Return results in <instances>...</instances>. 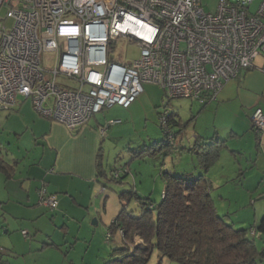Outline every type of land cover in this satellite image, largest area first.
Segmentation results:
<instances>
[{"label":"built area","instance_id":"obj_1","mask_svg":"<svg viewBox=\"0 0 264 264\" xmlns=\"http://www.w3.org/2000/svg\"><path fill=\"white\" fill-rule=\"evenodd\" d=\"M257 1L219 0L207 12L201 0H0V107L30 99L75 131L105 108L129 107L145 83L168 99L204 104L264 54V0L251 10ZM118 42L138 46L140 57L114 60ZM169 112L161 111L164 127ZM252 125L264 131L262 108ZM41 193L44 205L58 207L56 194Z\"/></svg>","mask_w":264,"mask_h":264},{"label":"crops","instance_id":"obj_2","mask_svg":"<svg viewBox=\"0 0 264 264\" xmlns=\"http://www.w3.org/2000/svg\"><path fill=\"white\" fill-rule=\"evenodd\" d=\"M201 105H207L206 110L226 121L218 120L211 137L195 136L196 142L216 136L222 144L205 177L214 185L222 178L223 185L256 175V181L244 188L243 195L250 204L254 200L257 216H264V131L256 132L252 125L256 108L264 111V60L255 59L251 69L241 70L214 99ZM4 111H0V148L12 169L9 175L0 171V264H17L16 259L35 249L63 250L65 243L88 248L83 264H106L109 253L122 244L120 232H111L110 228L122 209L119 193L123 190L109 182L111 171L118 166L105 163L103 142L112 138L111 130L122 119L112 117L108 121L105 114H96L82 128L71 131L39 114L30 99L20 97L14 109ZM110 120L121 122L111 125ZM172 124L183 123L179 120ZM223 153L227 162L217 165ZM42 189L57 195V209L50 210L41 202ZM93 219L96 224H92ZM92 247H101L102 252L98 249L89 263L87 252ZM9 253L18 255L15 261Z\"/></svg>","mask_w":264,"mask_h":264},{"label":"rangeland","instance_id":"obj_3","mask_svg":"<svg viewBox=\"0 0 264 264\" xmlns=\"http://www.w3.org/2000/svg\"><path fill=\"white\" fill-rule=\"evenodd\" d=\"M259 3L260 0L255 2L251 10L255 12ZM201 4L205 11L214 12L219 5V0H201ZM112 51L113 53L111 54L110 51V54L113 59L119 62L136 60L141 54L138 46L126 42H118L112 45ZM111 55L109 56L111 57ZM263 56L264 54L262 53L256 60L260 62L262 59L263 61ZM47 59V63L50 64L51 56L49 54L47 55ZM167 100L169 101L168 108L174 112L175 121L181 120L183 124H172L173 130L176 133L175 150L171 149L170 151V148L160 147L161 149L158 148L154 152L152 150L154 144L165 139L160 127V112L163 111L164 103ZM201 104L196 99L186 97L168 99L161 87L145 83L144 91L128 108L114 105L105 109L102 113H97L100 117L105 114L108 121L112 117L122 119V123H119L117 127H113L111 130L112 138H107L103 142L105 163H110L112 166L117 165V170L121 173V183L109 181L112 187L116 186L117 189L121 190H131L134 187L139 196L149 198L153 204H157L162 199V192L166 185L164 173H174L175 175L206 174L207 170L201 165L203 164L201 158L195 151H187V148H192L196 145V134L207 137L212 133V129L217 125L218 120L225 123L226 121L222 116L218 115L216 117L213 113L206 110L208 104L204 108H202ZM199 109H201V112ZM4 110L7 109L0 107L1 112H5ZM221 122H219L220 126L222 125ZM197 151H201V149ZM226 160V154L223 153L217 165L221 166V162H227ZM236 161L243 163V160L240 159ZM243 166V171H246L245 163ZM124 171H126L125 175L123 174ZM253 181H256V175L247 177L245 181L243 179H235L222 185L223 179L221 178L217 180L212 191V196L216 201L219 212L224 213L228 210L235 226L238 228L254 225L263 217L257 216L258 214H256L252 206L254 200L250 204L248 197L244 196V188L248 185L251 186ZM0 187H3L1 181ZM128 209L138 214L141 209L140 200L135 196L131 198L128 203ZM9 217L6 216V218ZM104 241L108 243L105 235ZM106 246L109 249V245ZM87 249L84 248L83 244L73 247V245L65 243L63 250H59L57 247L45 248L43 250L35 249L26 256H20L19 259H16V263L83 264L82 257L86 254ZM98 249L99 252H102L101 247H92L87 252L89 263L91 262V257L97 255ZM8 256L13 261H15L14 258L18 257L17 254L13 253H9ZM109 257L112 260L113 255L109 253ZM147 264L181 263L162 257L155 250L151 260Z\"/></svg>","mask_w":264,"mask_h":264},{"label":"trees","instance_id":"obj_4","mask_svg":"<svg viewBox=\"0 0 264 264\" xmlns=\"http://www.w3.org/2000/svg\"><path fill=\"white\" fill-rule=\"evenodd\" d=\"M168 105L167 100L163 108ZM172 123L175 119L170 109L167 127L160 121L165 139L154 144V152L163 147L170 151L176 149ZM220 146V141L213 137L197 141L187 151H195L207 170ZM11 169L12 165L4 159L0 148V171L9 175ZM111 172L109 181L121 183L120 171L114 169ZM164 175L166 185L157 204L139 196L134 187L119 193L122 209L110 230L120 232L122 244L113 248L112 260L106 264H147L155 250L162 257L181 264H263L264 216L254 225L238 228L228 210L219 212L212 196L214 184L205 174ZM134 196L140 200L138 214L128 209L129 200Z\"/></svg>","mask_w":264,"mask_h":264},{"label":"water","instance_id":"obj_5","mask_svg":"<svg viewBox=\"0 0 264 264\" xmlns=\"http://www.w3.org/2000/svg\"><path fill=\"white\" fill-rule=\"evenodd\" d=\"M96 223H97V220L93 219L92 224H96Z\"/></svg>","mask_w":264,"mask_h":264}]
</instances>
